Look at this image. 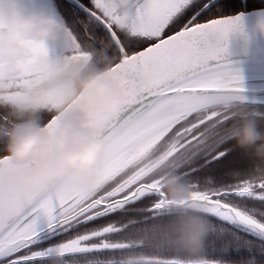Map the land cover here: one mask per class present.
Segmentation results:
<instances>
[{
	"label": "snow or ice",
	"instance_id": "snow-or-ice-1",
	"mask_svg": "<svg viewBox=\"0 0 264 264\" xmlns=\"http://www.w3.org/2000/svg\"><path fill=\"white\" fill-rule=\"evenodd\" d=\"M53 3L67 38L58 60L85 64L105 50L124 99L90 119L105 147L89 196L61 192L21 202L4 183L17 169L0 147V264H111L142 250L150 226L174 211L159 182L165 166L189 188L182 204L202 208L212 225L200 264H264V161L238 152L229 132L241 118L264 122V96L249 93L225 60L235 22L208 16L196 0H132L125 17L106 0ZM23 46L9 99L39 83L36 66L50 59L44 45ZM12 121L0 107V136ZM230 157L222 177L211 174ZM155 248L180 258H149L152 264L189 262L159 240Z\"/></svg>",
	"mask_w": 264,
	"mask_h": 264
},
{
	"label": "clouds",
	"instance_id": "clouds-1",
	"mask_svg": "<svg viewBox=\"0 0 264 264\" xmlns=\"http://www.w3.org/2000/svg\"><path fill=\"white\" fill-rule=\"evenodd\" d=\"M121 17L129 13L132 0H106ZM66 36L65 24L51 13L29 10L26 0H0V107L10 110L13 121L0 147L17 171L4 176V183L25 197L46 198L61 192L89 196L97 183L104 141L91 127L94 114L107 105L119 104L123 92L109 78L110 61L105 50L89 63L76 64L49 59L38 64L39 83L9 99L8 83L17 77L15 66L25 59L24 44L54 45ZM137 83H140L137 78ZM227 108L228 105L221 106ZM54 114V123L43 120ZM237 149L264 161V122L241 118L229 129ZM166 199L173 205L170 218L150 226L153 237L200 264L203 244L212 228L197 206L182 204L189 199L187 184L174 174L162 182ZM111 264H152L143 253L124 254Z\"/></svg>",
	"mask_w": 264,
	"mask_h": 264
},
{
	"label": "water",
	"instance_id": "water-1",
	"mask_svg": "<svg viewBox=\"0 0 264 264\" xmlns=\"http://www.w3.org/2000/svg\"><path fill=\"white\" fill-rule=\"evenodd\" d=\"M216 18L235 22L225 41L226 62L239 72L243 87L249 93L258 98L264 96V74L242 76L248 71H264V8L245 9Z\"/></svg>",
	"mask_w": 264,
	"mask_h": 264
},
{
	"label": "trees",
	"instance_id": "trees-1",
	"mask_svg": "<svg viewBox=\"0 0 264 264\" xmlns=\"http://www.w3.org/2000/svg\"><path fill=\"white\" fill-rule=\"evenodd\" d=\"M197 3L203 2L204 12H207L208 16L212 18L223 17L224 15L235 14L239 11H244L245 9H256V8H264V0H196ZM239 152L240 150L237 149ZM235 157H230L229 161H225L222 165L218 167V169L214 170L211 174L220 178L223 176L224 172L227 170V167L231 161H234ZM171 166L162 167L160 172L163 175L170 174ZM173 174V173H171ZM160 175V174H159ZM215 223H219L218 221H214ZM158 240L153 237L152 233L150 234L148 241L145 244V247L142 250H131L126 252L125 254H133V253H143L148 258H158V259H177L180 258L178 254L174 252H161L160 250L155 248V241ZM214 253L212 251L208 252V255L211 256Z\"/></svg>",
	"mask_w": 264,
	"mask_h": 264
},
{
	"label": "rangeland",
	"instance_id": "rangeland-1",
	"mask_svg": "<svg viewBox=\"0 0 264 264\" xmlns=\"http://www.w3.org/2000/svg\"><path fill=\"white\" fill-rule=\"evenodd\" d=\"M197 2V1H196ZM26 7L29 10H43L45 12L51 13L57 17L58 20H61L60 14L56 13V9L53 3V0H26ZM61 45H64V50L67 47V38L66 36L61 39ZM50 51L49 46L46 47ZM64 55V53H63Z\"/></svg>",
	"mask_w": 264,
	"mask_h": 264
},
{
	"label": "flooded vegetation",
	"instance_id": "flooded-vegetation-1",
	"mask_svg": "<svg viewBox=\"0 0 264 264\" xmlns=\"http://www.w3.org/2000/svg\"><path fill=\"white\" fill-rule=\"evenodd\" d=\"M55 9H56V7H55ZM202 10L205 11L204 9H202ZM56 13H58L57 12V9H56ZM58 15H59V13H58ZM60 41L58 43L54 44V45H48L49 46V49H50V51H49V57H50V59H60V58H62L63 53L65 52L66 49L64 50V45L63 44L61 45V42ZM48 46H46V47H48ZM171 173H173V172L170 170V174ZM166 178H167V175L165 176V175H163L160 172L159 182H160L161 187H162V182Z\"/></svg>",
	"mask_w": 264,
	"mask_h": 264
},
{
	"label": "bare ground",
	"instance_id": "bare-ground-1",
	"mask_svg": "<svg viewBox=\"0 0 264 264\" xmlns=\"http://www.w3.org/2000/svg\"><path fill=\"white\" fill-rule=\"evenodd\" d=\"M262 74H264V71H259V72H257V71H248V73L242 74V76L243 77L248 76V75H256V76H259V75H262ZM263 77H264V75H263Z\"/></svg>",
	"mask_w": 264,
	"mask_h": 264
}]
</instances>
